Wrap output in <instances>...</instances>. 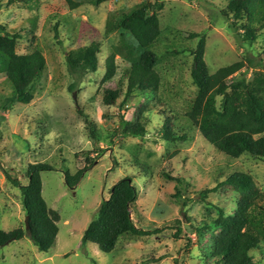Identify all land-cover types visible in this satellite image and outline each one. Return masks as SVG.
Instances as JSON below:
<instances>
[{"label":"rangeland","instance_id":"374dc122","mask_svg":"<svg viewBox=\"0 0 264 264\" xmlns=\"http://www.w3.org/2000/svg\"><path fill=\"white\" fill-rule=\"evenodd\" d=\"M150 1L163 5L158 13L162 35L155 47L159 92L136 90L124 103L130 64L117 57L110 87L118 88L121 94L114 105L107 106L102 86L106 60L114 46L136 44L131 35L121 31L120 22ZM230 1L110 0L100 7L85 3L71 10L64 0L16 5L0 0V24L22 36L17 53L39 50L47 63L34 100L27 105L15 103L9 109L5 104L14 89L0 65V230L11 232L25 223L20 188L6 174L26 186L31 166L50 167L40 172L42 195L48 207L60 215L59 234L48 253L39 251L25 237L0 248V264H214V259L206 256L219 231L209 229L197 235L187 227V218L194 226L229 218L237 210L239 196L228 186L206 199L204 191L240 170L254 176L264 191V159L248 154L239 160L228 158L187 118L197 88L191 78L193 57L186 51L196 48L199 41L190 39V34L206 36L205 60L213 73L247 57L259 58L264 37L252 48L237 42L222 16ZM93 42L101 46L98 70L70 91L74 80L66 55ZM260 72L264 74V70L250 68L247 78L253 79ZM159 98L164 106L157 104ZM77 105L95 122L102 138L111 137L112 145L94 142ZM153 105L156 108L148 114L147 107ZM146 116L150 123L144 138L123 137V122L135 125ZM169 133L179 139H169ZM85 167L90 168L70 187L67 174L73 176ZM167 174L174 180L167 179ZM126 177L133 179L139 191L132 209L134 222L145 230L160 232L150 237L123 236L116 249L105 254L96 244L83 243V234L103 201L110 198L112 188ZM175 178L183 181L180 188L184 197L193 199L184 211L173 198ZM251 256L255 264H264V243ZM159 258V262L152 261Z\"/></svg>","mask_w":264,"mask_h":264},{"label":"trees","instance_id":"16d2710c","mask_svg":"<svg viewBox=\"0 0 264 264\" xmlns=\"http://www.w3.org/2000/svg\"><path fill=\"white\" fill-rule=\"evenodd\" d=\"M7 1L9 5H16L30 4L33 0ZM109 1L64 0L71 10H77L85 3L100 7ZM162 9L163 5L159 2H146L120 22L121 31L131 35L136 44L124 43L114 46L106 60V73L102 86L104 102L107 106L114 105L121 94L118 88L110 87L117 72V57L130 64L124 103L129 101L136 90L143 93L159 92L161 81L156 70L158 55L155 47L162 35L158 15ZM222 16L242 47L252 48L260 38L264 37V0H231L222 11ZM189 36L190 39L199 41L196 48L186 51L193 57L191 78L197 88L196 97L187 113L188 120L216 150L228 158L239 160L243 155L248 154L264 159V74L260 72L255 74L253 79L247 78L250 68L264 70V38L257 60L247 57L246 60L222 67L213 73L205 60L206 36L198 33ZM21 38V33H12L6 25L0 24V65L14 89V94L5 104L6 109L15 103L27 105L34 100L36 88L47 67L46 58L39 50L23 55L17 53ZM100 47L98 42H93L89 46L67 53V69L74 80L69 88L70 91L76 90L78 84L88 74L98 70ZM243 70L247 73H242ZM163 103L160 98L157 100L159 106H164ZM147 108L150 114L156 105ZM77 111L84 117L89 136L96 144L101 142L113 144L111 137L102 138L95 122L90 120L78 105ZM149 123V116L135 125L123 122L122 135L135 139L144 138ZM167 137L173 140L179 139L173 133H169ZM180 139L185 140L186 137ZM89 168L85 167L73 176L67 174L68 185L72 188L77 185ZM45 170L51 169L46 164L31 166L28 173L29 184L26 186L20 185L17 180L6 174L7 179L20 188L22 206L28 217L30 230H26L25 223L11 232L0 230V248L11 241H19L25 237L44 253H48L55 245L59 234L60 215L50 209L43 198L40 172ZM165 176L174 180L169 174ZM175 181L177 186L173 198L181 211H184L193 203V199L184 197L180 188L183 181L180 178H175ZM224 186L231 187L239 196L235 214L229 218L204 221L196 226L191 224L190 218H187L189 221L187 227L200 236L209 229L219 231L209 244V254L206 256L214 259V264H255L251 253L264 243V191L261 190L254 176L240 170L229 174L215 188L205 190L203 199ZM138 197L139 191L133 179L130 177L121 179L112 188L110 198L101 204L96 219L92 220L84 231L83 243L96 244L102 253L110 254L116 249L123 236L158 235L160 232L158 229L145 230L134 222L132 209L137 204ZM174 237L178 235L175 234ZM161 260L162 258L152 261ZM175 263L180 264L178 261Z\"/></svg>","mask_w":264,"mask_h":264},{"label":"water","instance_id":"95a60500","mask_svg":"<svg viewBox=\"0 0 264 264\" xmlns=\"http://www.w3.org/2000/svg\"><path fill=\"white\" fill-rule=\"evenodd\" d=\"M74 98L76 99V94L75 93H74ZM25 225H26V230L29 231L30 228H29L28 217H26V219H25Z\"/></svg>","mask_w":264,"mask_h":264}]
</instances>
